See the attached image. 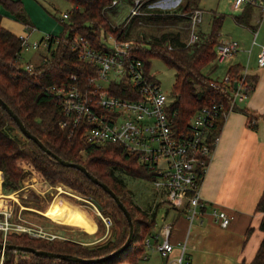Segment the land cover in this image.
Listing matches in <instances>:
<instances>
[{"label": "trees", "instance_id": "16d2710c", "mask_svg": "<svg viewBox=\"0 0 264 264\" xmlns=\"http://www.w3.org/2000/svg\"><path fill=\"white\" fill-rule=\"evenodd\" d=\"M66 1L72 5V8L69 10L68 21L61 22L63 32L59 36V42L53 50L50 49V54L44 60L33 65L31 71L26 70L20 60L22 53L20 36L3 26V15L0 13V98L18 116L26 129L36 136L52 154L65 161L83 165L89 174L114 191L131 214L134 237L123 253L103 262L81 263L41 257L23 251L5 250L2 264H118L128 261L129 254L131 263H137L139 260L137 257L144 250L143 240L148 233L144 236L142 233H137V225L140 221L136 219L135 213L143 212L147 218L151 217L148 223H144L154 229L157 224L155 219L157 212L154 211L150 215L136 206L132 199L126 200L127 184L122 175L130 176L135 173L125 165L117 163L116 159L128 160L136 166L138 174L149 181L155 179L156 173L122 145L88 144L79 134L71 135L69 129L60 127V122L64 119V111L56 99L54 89L61 86L67 87L71 83V76L76 75L82 88L87 90L89 77L98 75L96 65L80 59L79 51L73 45L74 36H83L96 49L101 48V36L108 32L117 35L120 40L133 41L136 44L134 51L143 61L147 71H150V58L161 59L168 68L176 72L172 91L174 97L172 112L179 125L185 127L189 119L203 107L214 104L222 107L216 117L213 137L220 136L227 114L236 109L231 103V91L234 90L235 81L242 66L236 64L229 67L227 73L233 82L230 85L213 80L210 74L204 71L207 66H210L211 71L216 68L215 45L219 41L225 18L223 15L212 16L211 29L208 32L199 30L197 41L193 44L183 41L180 31H167L153 36L146 42L133 38L129 30L140 16L131 18L128 25L123 26L114 25L108 21L106 13L114 9L115 6H111L113 0ZM120 1L129 3L133 0ZM185 1L181 9L174 12L175 14H162L154 9H148L143 18L151 23L163 24L189 21L188 15L199 8L200 0ZM0 5L15 21L30 25L22 0H0ZM252 16L253 9L248 7L240 15L235 16V21L241 26L252 28ZM246 83L251 94L255 89L256 77L248 76ZM114 94L125 96L118 90ZM242 111L248 117V126L253 130L256 129L258 118L246 110ZM0 171L3 175L2 190L6 193L20 190L26 175H34L43 183L46 181L51 184L63 183L95 199L105 213L113 212L118 226L108 241L90 247L70 240L44 241L31 238L25 233L9 235L7 244L94 260L116 251L125 243L129 234V225L115 201L84 173L75 168L60 165L52 155L44 153L35 142L24 137L12 117L1 107ZM203 174L204 172L201 175ZM110 206L114 209L110 210ZM257 211H264V197L259 201ZM259 229L264 233V216L260 221ZM2 241V232H0V243ZM1 257L0 253V262ZM252 264H264V238Z\"/></svg>", "mask_w": 264, "mask_h": 264}, {"label": "built area", "instance_id": "2783aa9c", "mask_svg": "<svg viewBox=\"0 0 264 264\" xmlns=\"http://www.w3.org/2000/svg\"><path fill=\"white\" fill-rule=\"evenodd\" d=\"M119 3V0H113L111 6H118ZM144 3L143 0H133L128 18L143 14L145 11L141 10V6ZM180 3L181 0H157L154 6L159 13L167 14L173 12ZM231 6L240 14L248 7L257 14L254 26L250 28L255 41L259 26L264 21V0H232ZM69 16L70 12L67 11L60 22L68 20ZM203 16L204 11L200 8L188 15L191 25L188 44L197 41L198 27ZM24 29L26 32L20 37L22 51L37 50L41 44L46 49V52H40V58L36 62L44 60L50 54V49L53 50L59 42L60 34L45 36L43 43L32 42L30 38L36 28L24 25ZM101 39V48L96 49L83 36H74L73 45L78 49L80 59L96 65L98 75L89 77L87 90L82 88L76 75L71 76V83L67 87L54 89L56 99L64 111L60 127L69 129L71 135L79 134L88 144L122 145L153 169L156 176L152 182L159 197L156 203L162 202L166 211L160 231L143 240L144 250L139 260L148 262V252L154 251L161 260L158 264H191L186 242L178 243L177 246L172 242L175 223L167 221L166 216L171 210H183L191 226L206 213L207 203L200 194L201 174L206 172L219 141V136L213 137L212 132L222 107L217 104L203 107L182 127L172 112L173 98L161 90L159 81L146 70L143 61L134 51L136 44L133 41L120 40L117 35L109 32L102 35ZM239 52L238 41H218L215 45V62L229 63ZM35 61L27 63L24 68L31 71ZM257 67H264V45L257 58ZM248 76L250 70L247 64L242 67L234 90L231 91L232 105L236 106L237 102L249 97V86L246 83ZM102 82H106V86L101 85ZM221 82L228 85L233 83L228 73ZM116 90L125 96L114 94ZM153 210L156 211L154 205ZM98 214L109 231L113 225L111 218L102 216L100 211ZM212 215L223 228H227L232 221L230 215L217 208L212 209ZM0 232L3 244L7 243V237L13 233H25L50 241L65 239L61 235L45 231L41 225L30 223L21 216L17 218L8 207L0 209ZM108 234H104L96 242L104 241ZM4 251H0L1 264Z\"/></svg>", "mask_w": 264, "mask_h": 264}, {"label": "rangeland", "instance_id": "374dc122", "mask_svg": "<svg viewBox=\"0 0 264 264\" xmlns=\"http://www.w3.org/2000/svg\"><path fill=\"white\" fill-rule=\"evenodd\" d=\"M24 9L29 17L30 26L36 28V31L32 33L30 40L32 42L36 41L38 43L44 42V37L47 35H59L63 32V25L60 20L62 15L67 11L71 10L72 5L66 0H22ZM157 0H153L150 2L149 0H143L144 5L141 6L143 11L148 9L156 10V6H154ZM232 0H200L199 8L204 11V16L201 24L198 29L202 32H208L211 29L212 16L214 15H223L225 16L222 28L219 34V41L221 40H235L243 45L242 51L239 52V59L241 62L247 58V50H251L253 43V36L251 32L245 28V26H241L237 24L235 21V16L240 15V12H235L231 6ZM118 6H115L114 9H110L106 13V18L108 21L114 25H128L130 19L128 15L131 11L132 2H124L119 0ZM186 3L185 0H181L179 5H176L173 12L170 14H175L176 10L181 9V7ZM174 5V4H172ZM158 11V10H156ZM0 13L3 15L2 23L4 26L8 27L11 31L15 32L18 36L24 35L26 32L24 29V25L15 21L7 11L0 5ZM145 12H143L144 14ZM143 14L140 16L129 28L131 36L133 38L142 39V41H150L151 38L155 35H160L167 31H180L181 37L183 41L188 42L191 34V25L189 21L177 22L174 24H166V23H151L148 20L143 18ZM180 14V13H179ZM257 14L253 11L252 19L256 20ZM66 22L68 20H65ZM250 29V28H249ZM259 37L258 40L264 34V21L259 26ZM198 36V35H197ZM256 38V39H257ZM254 51L256 49V45L253 46ZM40 52H46L45 47L41 44L40 48L37 50L25 51L23 50L21 53V62L25 66L27 63L39 60ZM150 72L155 76V78L159 81L161 90L169 95L171 98H174L172 95L173 84L176 78V72L174 69L168 68L165 63L159 58H150ZM215 70L211 71L210 66H207L204 71L207 74H210V77L213 80L223 81L228 72L229 66L232 63H216ZM103 86H106V82H102ZM211 160V159H210ZM116 162L122 165H125L130 171H132L133 175H122L127 184V194L126 200L133 201V203L140 207L143 211H147L150 215L154 213L153 205L156 207L158 212L155 214V219L157 224L153 227L146 226V223L149 222L151 217L148 218L145 216L143 212H136V219L139 220L137 225V233L151 234L158 233L160 231L161 226L164 224L163 216L165 215V206L156 203V200H159L158 194L156 193L153 182L145 179L143 175L138 174L137 168L135 165L130 163L128 160H122L121 158H117ZM1 172V171H0ZM205 173L202 175V180L204 178ZM1 181V187L3 182V175ZM201 189V188H200ZM3 191V190H2ZM2 196L0 197V208L8 207L10 208L16 217H22L24 220L36 224L41 225L45 231L55 233L65 237V239L52 240L64 242V241H76L82 246H95L101 244L105 241H108L111 237V234L117 229V224L115 220V216L113 212L105 213L102 209L99 210L91 201V198L85 196L84 194L76 191L70 186L63 183H54L50 182H40L35 178L34 175H26L22 182V187L20 190L15 192H1ZM60 195L63 198L67 199L70 202H74L77 204L82 210H85L93 219L96 226L93 230H89L85 227L67 225L64 223H58L51 218L44 215V211L49 206V204L54 200V198ZM131 197V198H130ZM202 198V197H201ZM203 200V199H202ZM153 201V202H151ZM205 202V201H204ZM206 203V202H205ZM110 210L114 209L111 206ZM134 208V205H133ZM100 211L101 215L104 217H110L113 225L110 227L108 231L107 227L104 225L101 217L98 212ZM135 210V208H134ZM117 215V214H116ZM175 215L173 210L166 216V220L169 221ZM56 217V216H55ZM118 217V216H117ZM62 218V217H60ZM69 218V217H68ZM144 224L146 227H144ZM150 228V229H149ZM149 229V230H148ZM109 233V234H108ZM104 234H108V238L104 241H98ZM28 235V234H26ZM31 238L41 239L44 241H50L42 238H36L28 235ZM3 237V236H2ZM67 238V239H66ZM178 250V247H176ZM150 254V260L148 262L142 260H138L135 264H158L161 262L160 258L156 254ZM130 254L127 256V260L130 261ZM140 255L137 257L139 258ZM123 261V262H128Z\"/></svg>", "mask_w": 264, "mask_h": 264}, {"label": "crops", "instance_id": "0c3cea01", "mask_svg": "<svg viewBox=\"0 0 264 264\" xmlns=\"http://www.w3.org/2000/svg\"><path fill=\"white\" fill-rule=\"evenodd\" d=\"M251 25L254 26L253 19ZM263 45L264 34L259 40H253L244 62L239 59L240 53L229 62L232 63L230 66L239 64L244 67L248 64L250 75L256 77V85L249 97L237 102L236 109L225 118L201 184L200 194L207 203L206 213L191 226L183 210L174 211L175 215L169 220L175 223L171 240L176 246L186 242L191 264H252L264 238V233L259 229L264 211H257V205L264 197V67H257ZM241 47L242 44L240 52ZM242 110L258 118L256 129L248 126V117ZM1 174L0 197L3 192ZM59 200L62 205L56 207L55 211L47 207L44 215L58 223L94 229L96 224L89 214L90 219L79 216L81 209L77 204L74 203V211L70 213L69 201L63 197ZM213 208L232 217L227 228L221 227L215 220ZM151 254L156 252L151 251Z\"/></svg>", "mask_w": 264, "mask_h": 264}, {"label": "water", "instance_id": "95a60500", "mask_svg": "<svg viewBox=\"0 0 264 264\" xmlns=\"http://www.w3.org/2000/svg\"><path fill=\"white\" fill-rule=\"evenodd\" d=\"M0 107L2 109H4L12 117V119L14 120L16 125L18 126L20 133L24 137L35 142L40 147V149H42V151L44 153L52 155L57 160V162L62 166L75 168V169L81 171L82 173H84L88 177L89 180H91L93 183L99 185L103 189V191L105 193H107L115 201L116 205L122 211L123 215L125 216V218L128 222V225H129V234H128V237H127L125 243L116 251H114V252H112V253L104 256V257H101L99 259H94V260L82 259V258H79L76 256L56 254V253L49 252V251L37 250V249L32 248V247L16 246V245H11V244H7V243L6 244L0 243V251H4V250L23 251V252H27V253H33V254L41 256V257L57 258V259L65 260V261H73V262H81V263L103 262V261L109 260V259L114 258V257L120 255L121 253H123L129 247V245L132 243V240L134 237V224H133V220H132L130 212L128 211L126 206L122 203L121 199L114 193L113 190H111V188L108 185L102 183L97 178H95L91 174H89V172L87 171V169L83 165L78 164V163H74V162L65 161L63 159H60L56 155L52 154L51 151L49 149H47L45 147V145L36 136L31 134L26 129V127L24 126L22 121L18 118V116L7 106V104L1 98H0ZM91 201L99 210L102 209L101 205L95 199L91 198Z\"/></svg>", "mask_w": 264, "mask_h": 264}, {"label": "bare ground", "instance_id": "6f19581e", "mask_svg": "<svg viewBox=\"0 0 264 264\" xmlns=\"http://www.w3.org/2000/svg\"><path fill=\"white\" fill-rule=\"evenodd\" d=\"M59 198H62V196L57 195V196L54 198V200L49 204L48 208L51 209V210H54V211H55V210H56V207L62 205V203L60 202ZM65 200H67V199H65ZM67 201H68V200H67ZM63 205L65 206V204H63ZM73 206H75V205H74V202H70V201H69L68 207H69V212H70V213H71L72 211H74ZM77 206H78V205H77ZM77 209H78V208H77ZM79 209H81V208L79 207ZM78 214H79V216L82 217V218L90 219L88 213L85 212V210H82V209H81V211H79Z\"/></svg>", "mask_w": 264, "mask_h": 264}]
</instances>
